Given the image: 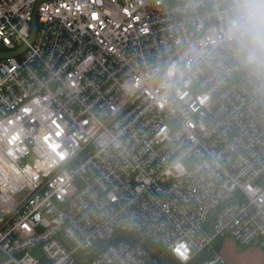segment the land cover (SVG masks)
Listing matches in <instances>:
<instances>
[{"label": "built area", "instance_id": "2783aa9c", "mask_svg": "<svg viewBox=\"0 0 264 264\" xmlns=\"http://www.w3.org/2000/svg\"><path fill=\"white\" fill-rule=\"evenodd\" d=\"M36 2L0 0V51L27 44L0 56L1 263L264 250V84L227 57L189 64L209 0H41L29 42Z\"/></svg>", "mask_w": 264, "mask_h": 264}, {"label": "clouds", "instance_id": "9594fccd", "mask_svg": "<svg viewBox=\"0 0 264 264\" xmlns=\"http://www.w3.org/2000/svg\"><path fill=\"white\" fill-rule=\"evenodd\" d=\"M214 21L211 37L190 53L189 64L227 57L250 79L264 84V0H209ZM183 69L173 66L161 81L166 90L183 81Z\"/></svg>", "mask_w": 264, "mask_h": 264}, {"label": "crops", "instance_id": "0c3cea01", "mask_svg": "<svg viewBox=\"0 0 264 264\" xmlns=\"http://www.w3.org/2000/svg\"><path fill=\"white\" fill-rule=\"evenodd\" d=\"M218 243L220 246L217 247ZM214 249L218 250L224 263L217 264H264V251L257 244L248 246L247 248L237 243L232 237L227 236L221 240L215 239L213 243ZM213 250L209 249L201 259L212 254ZM206 253H208L206 255ZM3 254L0 252V264ZM43 257H41L42 260Z\"/></svg>", "mask_w": 264, "mask_h": 264}, {"label": "rangeland", "instance_id": "374dc122", "mask_svg": "<svg viewBox=\"0 0 264 264\" xmlns=\"http://www.w3.org/2000/svg\"><path fill=\"white\" fill-rule=\"evenodd\" d=\"M196 90H198V89H196ZM184 163L186 165L191 164V162L188 159L184 160ZM4 206H10V202L0 201V208H3ZM155 247L158 249V251L160 252V254H161L162 258L165 260V262H167L168 264H178V261L172 256V254L170 252H165V249L163 247H160L157 245H155ZM32 253L41 254V251L36 248V249L32 250ZM207 254L208 253H206V255ZM204 255H205V253H204ZM204 255L201 254V255L197 256V258L191 264H197L201 260V257ZM3 257H4V255H3ZM40 264H50V261L47 258L43 257Z\"/></svg>", "mask_w": 264, "mask_h": 264}, {"label": "water", "instance_id": "95a60500", "mask_svg": "<svg viewBox=\"0 0 264 264\" xmlns=\"http://www.w3.org/2000/svg\"><path fill=\"white\" fill-rule=\"evenodd\" d=\"M41 0H37L36 4H35V8H34V12H33V18H32V27H31V34L30 37L28 39L29 42H32L35 38L36 35V31H37V9H38V5L39 2ZM27 48V44H23L19 49L14 50V51H8V52H1L0 51V56H10V55H16L22 51H24Z\"/></svg>", "mask_w": 264, "mask_h": 264}, {"label": "bare ground", "instance_id": "6f19581e", "mask_svg": "<svg viewBox=\"0 0 264 264\" xmlns=\"http://www.w3.org/2000/svg\"><path fill=\"white\" fill-rule=\"evenodd\" d=\"M0 185H1V188L4 190L5 189V186L3 185V179H2V183Z\"/></svg>", "mask_w": 264, "mask_h": 264}, {"label": "trees", "instance_id": "16d2710c", "mask_svg": "<svg viewBox=\"0 0 264 264\" xmlns=\"http://www.w3.org/2000/svg\"><path fill=\"white\" fill-rule=\"evenodd\" d=\"M222 238H219L218 240H221ZM220 246V243H218V245H217V247H219ZM243 246V245H242ZM244 247H248V246H244Z\"/></svg>", "mask_w": 264, "mask_h": 264}]
</instances>
